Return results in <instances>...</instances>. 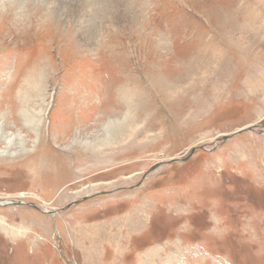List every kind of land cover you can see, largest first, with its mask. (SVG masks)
<instances>
[{
  "label": "rangeland",
  "instance_id": "1",
  "mask_svg": "<svg viewBox=\"0 0 264 264\" xmlns=\"http://www.w3.org/2000/svg\"><path fill=\"white\" fill-rule=\"evenodd\" d=\"M0 264H264V0H0Z\"/></svg>",
  "mask_w": 264,
  "mask_h": 264
},
{
  "label": "water",
  "instance_id": "2",
  "mask_svg": "<svg viewBox=\"0 0 264 264\" xmlns=\"http://www.w3.org/2000/svg\"><path fill=\"white\" fill-rule=\"evenodd\" d=\"M247 128H245V129H242V130H239L238 132H240V131H244V130H246ZM238 132H236V134L238 133ZM230 136L229 135H225V136H223L222 137V139L223 140H225V139H227V138H229ZM195 150V148L190 152V154H192L193 153V151ZM187 158H185L184 160H186ZM156 168V167H155ZM154 169V168H153ZM7 204H13V205H20V204H23V202H21V201H9V202H6ZM52 214H55L54 212H51Z\"/></svg>",
  "mask_w": 264,
  "mask_h": 264
},
{
  "label": "bare ground",
  "instance_id": "3",
  "mask_svg": "<svg viewBox=\"0 0 264 264\" xmlns=\"http://www.w3.org/2000/svg\"><path fill=\"white\" fill-rule=\"evenodd\" d=\"M127 97H128V96H127ZM129 98H130V97H129ZM129 100H130V99H129ZM130 101H132V100H130ZM117 123H122V122L120 121V122H117ZM246 127H247V126H246ZM246 127H245V128H246ZM146 256H147V255H146ZM146 256H144V257H146ZM147 257H149V258H146V260H149V259L153 258V257H151V255H148ZM146 260H145V261H146ZM143 261H144V260H143Z\"/></svg>",
  "mask_w": 264,
  "mask_h": 264
}]
</instances>
